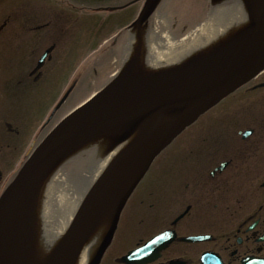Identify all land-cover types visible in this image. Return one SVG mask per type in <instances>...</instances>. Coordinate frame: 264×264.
Here are the masks:
<instances>
[{"label": "flooded vegetation", "instance_id": "1", "mask_svg": "<svg viewBox=\"0 0 264 264\" xmlns=\"http://www.w3.org/2000/svg\"><path fill=\"white\" fill-rule=\"evenodd\" d=\"M146 2L0 0V45L6 44L0 59L5 75H14L4 81V95L38 90L56 68L61 40L74 39L73 27L82 22L90 24L89 39L112 40L116 48ZM167 2L158 9L169 7L171 26L180 30L204 8L203 2L186 10ZM0 108V162L9 169L55 117L28 144L24 124ZM158 160L127 201L99 264H264V72L202 115ZM9 180L0 167V194ZM164 233L162 248L146 246Z\"/></svg>", "mask_w": 264, "mask_h": 264}, {"label": "water", "instance_id": "2", "mask_svg": "<svg viewBox=\"0 0 264 264\" xmlns=\"http://www.w3.org/2000/svg\"><path fill=\"white\" fill-rule=\"evenodd\" d=\"M158 1H148L138 24L151 15ZM243 1L249 20L235 37L219 40L209 54L203 51L166 71L142 73L137 62L140 37L121 72L47 134L0 196V264H75L85 243L108 217L90 262L99 264L123 207L155 158L200 115L264 70V0ZM133 135L90 185L48 255L35 259V200L45 179L87 145L104 147L110 139L114 146ZM165 235L150 243L156 242L160 249L166 244Z\"/></svg>", "mask_w": 264, "mask_h": 264}, {"label": "bare ground", "instance_id": "3", "mask_svg": "<svg viewBox=\"0 0 264 264\" xmlns=\"http://www.w3.org/2000/svg\"><path fill=\"white\" fill-rule=\"evenodd\" d=\"M247 22L248 15L244 1L228 0L217 5L208 21L198 25L183 38H175L165 30L160 31L159 34L156 30L147 33L137 62L143 69V74L166 71L189 61L188 59L203 51L209 54L210 47L219 40L235 37ZM163 27L165 28V25ZM132 46L133 43H130L129 48L126 49L127 54L131 52ZM133 138L134 135L114 146L108 143L110 139H107L103 143L104 147H100L92 156L86 172L82 175L62 174L59 167L45 179L41 192L45 191L47 201L45 203L43 199L40 203V197L35 200V259L37 256L45 258L48 255L69 225L89 186ZM107 223L108 217L85 243L75 264H90L103 239Z\"/></svg>", "mask_w": 264, "mask_h": 264}, {"label": "rangeland", "instance_id": "4", "mask_svg": "<svg viewBox=\"0 0 264 264\" xmlns=\"http://www.w3.org/2000/svg\"><path fill=\"white\" fill-rule=\"evenodd\" d=\"M89 27V23L82 22L77 27H74L75 37L70 44H66L64 39L61 40L62 45L67 47L65 52L60 53L61 63L58 66V69L55 70L53 68L48 76H46L38 91H30L29 93L13 91L5 97L2 85L5 80L13 78L14 75H5L6 70L2 68L3 62L0 59V98L3 101L2 106L0 102V107L4 109V115L6 114L10 117L14 116L24 124L26 127L25 138H27L28 142L33 139L32 137H34L39 124L44 121L46 114H48L52 107L59 101L60 97L68 89V86L75 77L78 75L81 76L79 84H77L68 103L64 107V110L67 109V111L71 110L82 99L91 94V91L94 92L101 83H105V81L111 78L112 73H114L121 65L122 52H120L121 57L118 55L117 59H113L109 66H104L103 71L98 78L93 75V64L95 59L106 51V47L103 48L104 44L100 41H93V39L88 38L87 33ZM5 46L6 44L2 47L0 45V50L1 48L4 49ZM255 94L256 93L250 94L249 98H253ZM14 123L13 127L16 126ZM93 151V144L82 148L76 155H74V157L61 166L60 170L62 174L73 176L85 173ZM15 156L16 158L13 162V168L22 160L23 154L20 156L17 153ZM158 161L156 163H158ZM0 167H2L5 172H8V174L12 171L11 168L8 169L3 166L1 162ZM45 194L46 193L43 190L41 195H39L40 203L43 199L46 203L47 200L45 199Z\"/></svg>", "mask_w": 264, "mask_h": 264}]
</instances>
